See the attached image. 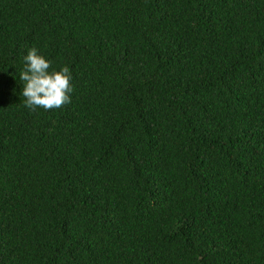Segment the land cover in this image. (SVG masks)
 I'll list each match as a JSON object with an SVG mask.
<instances>
[{
  "label": "trees",
  "instance_id": "obj_1",
  "mask_svg": "<svg viewBox=\"0 0 264 264\" xmlns=\"http://www.w3.org/2000/svg\"><path fill=\"white\" fill-rule=\"evenodd\" d=\"M0 264H264V0H0Z\"/></svg>",
  "mask_w": 264,
  "mask_h": 264
},
{
  "label": "clouds",
  "instance_id": "obj_2",
  "mask_svg": "<svg viewBox=\"0 0 264 264\" xmlns=\"http://www.w3.org/2000/svg\"><path fill=\"white\" fill-rule=\"evenodd\" d=\"M24 69L19 74L23 82L21 94L25 97V107L30 110L58 109L71 102V73L68 67L49 72L50 62L39 55L35 48L29 49L24 57Z\"/></svg>",
  "mask_w": 264,
  "mask_h": 264
}]
</instances>
